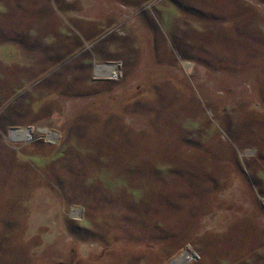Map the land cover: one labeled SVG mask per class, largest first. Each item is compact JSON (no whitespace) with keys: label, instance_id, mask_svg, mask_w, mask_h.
Wrapping results in <instances>:
<instances>
[{"label":"rangeland","instance_id":"obj_1","mask_svg":"<svg viewBox=\"0 0 264 264\" xmlns=\"http://www.w3.org/2000/svg\"><path fill=\"white\" fill-rule=\"evenodd\" d=\"M187 245L264 264V0H0V264Z\"/></svg>","mask_w":264,"mask_h":264},{"label":"built area","instance_id":"obj_2","mask_svg":"<svg viewBox=\"0 0 264 264\" xmlns=\"http://www.w3.org/2000/svg\"><path fill=\"white\" fill-rule=\"evenodd\" d=\"M96 73L98 74L97 71H96ZM119 73L120 72L118 71V73L114 77H112V78H115L116 79L119 76ZM98 75L103 76L102 74H98ZM36 128L37 127L29 126L27 128H24V129L15 128L13 130H15V132H16V131L27 130L28 129L27 131H29L30 134H31V137H33L36 133H38L36 131ZM13 130H12V134L15 133V132H13ZM51 134H53V133H50L49 135H51ZM54 135L55 134H53V136H51V137H54ZM13 138H14V136H13ZM199 259H200V254L196 250H194L190 245H187L185 247V249L179 254V257L174 261V264H185L187 262H190V261H193V260H199Z\"/></svg>","mask_w":264,"mask_h":264},{"label":"bare ground","instance_id":"obj_3","mask_svg":"<svg viewBox=\"0 0 264 264\" xmlns=\"http://www.w3.org/2000/svg\"><path fill=\"white\" fill-rule=\"evenodd\" d=\"M104 66H109L110 67V71H111V68H114V69H112V70H114V71H116L117 70V68H116V66H114V65H104ZM118 73V71H116L115 72V74H117ZM112 75V74H111ZM28 130V129H27ZM27 130H24V132L22 133L23 135L22 136H27V137H31V134H30V132L29 131H27ZM17 133H18V131H17ZM15 136L17 137L18 136V134H15Z\"/></svg>","mask_w":264,"mask_h":264}]
</instances>
